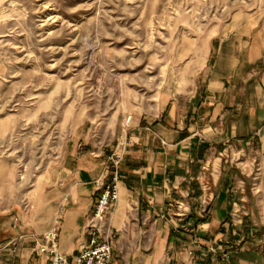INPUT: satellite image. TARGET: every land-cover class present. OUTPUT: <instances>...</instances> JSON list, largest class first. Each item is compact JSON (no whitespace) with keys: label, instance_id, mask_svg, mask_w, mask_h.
I'll use <instances>...</instances> for the list:
<instances>
[{"label":"crops","instance_id":"obj_1","mask_svg":"<svg viewBox=\"0 0 264 264\" xmlns=\"http://www.w3.org/2000/svg\"><path fill=\"white\" fill-rule=\"evenodd\" d=\"M196 81L127 135L97 145L77 133L31 213L0 191V264H47L34 244L54 225L60 250L78 254L109 173L97 180L124 135L107 264H264V15L216 37Z\"/></svg>","mask_w":264,"mask_h":264},{"label":"rangeland","instance_id":"obj_2","mask_svg":"<svg viewBox=\"0 0 264 264\" xmlns=\"http://www.w3.org/2000/svg\"><path fill=\"white\" fill-rule=\"evenodd\" d=\"M262 15L264 0H0L6 204L31 213L70 139L127 135L194 88L216 37Z\"/></svg>","mask_w":264,"mask_h":264},{"label":"built area","instance_id":"obj_3","mask_svg":"<svg viewBox=\"0 0 264 264\" xmlns=\"http://www.w3.org/2000/svg\"><path fill=\"white\" fill-rule=\"evenodd\" d=\"M131 117L127 119V122ZM126 148V142L122 139L118 141L115 149L107 156V162L104 165V172L97 181L104 179L108 175L110 180L107 183L100 182L102 190L96 198L94 208L92 209L86 230L88 240L81 244L78 254L68 258L58 246L59 231L56 225L49 228L41 235V241L34 244V252L45 257L47 264H107L110 260L112 251V229L107 223L108 212L116 202L118 196L117 182L119 180V165L123 159ZM209 186L203 185L204 194L201 200V211L204 212L209 202ZM10 254L16 252L14 245L8 246Z\"/></svg>","mask_w":264,"mask_h":264}]
</instances>
